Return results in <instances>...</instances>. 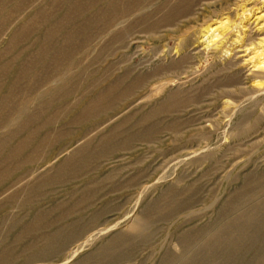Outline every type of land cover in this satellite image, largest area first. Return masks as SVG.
Instances as JSON below:
<instances>
[{"label":"rangeland","instance_id":"1","mask_svg":"<svg viewBox=\"0 0 264 264\" xmlns=\"http://www.w3.org/2000/svg\"><path fill=\"white\" fill-rule=\"evenodd\" d=\"M0 264H264V0H0Z\"/></svg>","mask_w":264,"mask_h":264},{"label":"bare ground","instance_id":"2","mask_svg":"<svg viewBox=\"0 0 264 264\" xmlns=\"http://www.w3.org/2000/svg\"><path fill=\"white\" fill-rule=\"evenodd\" d=\"M138 227H141V224H139V226Z\"/></svg>","mask_w":264,"mask_h":264}]
</instances>
